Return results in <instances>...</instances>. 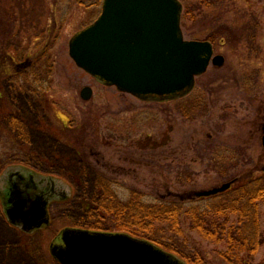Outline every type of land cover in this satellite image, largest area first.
<instances>
[{"label":"rangeland","instance_id":"374dc122","mask_svg":"<svg viewBox=\"0 0 264 264\" xmlns=\"http://www.w3.org/2000/svg\"><path fill=\"white\" fill-rule=\"evenodd\" d=\"M0 1V169L51 176L66 196L52 205L50 225L30 237L0 220V264H59L50 245L65 228L127 234L99 230L105 222L80 205L97 202L100 184L119 204L131 192L149 204L264 180V0H178L185 40L205 41L229 25L234 33L208 40L222 67L210 65L189 95L163 102L105 86L70 58V39L95 21L103 0ZM4 9L19 17L9 11L3 20ZM85 87L89 100L80 95ZM183 213V234L168 233L164 244L178 242L197 264H226V241L204 239ZM257 213L250 264H264V203Z\"/></svg>","mask_w":264,"mask_h":264},{"label":"water","instance_id":"95a60500","mask_svg":"<svg viewBox=\"0 0 264 264\" xmlns=\"http://www.w3.org/2000/svg\"><path fill=\"white\" fill-rule=\"evenodd\" d=\"M181 14L178 0H103L98 18L70 39L69 56L99 83L141 101L184 97L210 65L222 67L225 60L213 55L210 42L184 39ZM80 95L89 100L92 90L85 87ZM12 219L8 214L14 224ZM33 222L24 230L49 225L46 202ZM50 253L59 264H185L149 241L128 234L71 228L63 229L53 240Z\"/></svg>","mask_w":264,"mask_h":264},{"label":"trees","instance_id":"16d2710c","mask_svg":"<svg viewBox=\"0 0 264 264\" xmlns=\"http://www.w3.org/2000/svg\"><path fill=\"white\" fill-rule=\"evenodd\" d=\"M4 11L7 14L4 13L3 20L11 10L4 9ZM11 15L14 18L19 17L15 9L11 11ZM222 29L221 33L217 31L218 35L208 37L207 41L212 40L211 42H213L214 38L218 37L224 40L223 36H232L234 33L233 26H223ZM239 31L241 37L243 31ZM1 55H6V53ZM247 186L250 188L241 187L236 190V193L227 190L210 197L196 195L193 198L185 194L177 201L160 202L158 200L149 204H146L141 195L131 192L126 204H119L112 192L100 184L96 188L99 196L97 202L86 204L82 201L80 205L84 207L85 211L92 213L93 222L98 219L105 222V224H100L99 230L111 231L109 229L113 228L114 231L127 232L135 238L150 241L163 250L178 256L186 264H197L201 262V259L187 257L178 242L175 247L164 244L163 237L168 233H172L173 236L183 234L179 225L183 211L186 218L190 220V228L204 239L214 243L226 241L228 250L226 253L220 254L224 263L250 264L259 245L257 207L258 202L264 203V180L252 181ZM186 204L189 207L184 211L183 207ZM234 215H237L238 222L231 224L230 218ZM155 224L160 226L155 227Z\"/></svg>","mask_w":264,"mask_h":264},{"label":"flooded vegetation","instance_id":"af4514ba","mask_svg":"<svg viewBox=\"0 0 264 264\" xmlns=\"http://www.w3.org/2000/svg\"><path fill=\"white\" fill-rule=\"evenodd\" d=\"M0 183L4 186L0 187V201L3 212V217L0 218L2 226L8 229L12 228L8 222L9 214L13 218V226L23 235L29 237L46 228L34 229L31 232L24 230L25 227H31L35 224L33 221L39 214L40 206L46 202L50 225L52 205L58 200L66 198L64 192L60 191L56 185L57 182L51 176L34 174L31 170H27L25 166L0 169Z\"/></svg>","mask_w":264,"mask_h":264}]
</instances>
